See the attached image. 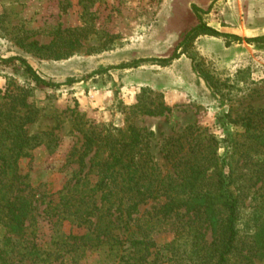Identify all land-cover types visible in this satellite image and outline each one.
Segmentation results:
<instances>
[{
  "label": "rangeland",
  "instance_id": "obj_1",
  "mask_svg": "<svg viewBox=\"0 0 264 264\" xmlns=\"http://www.w3.org/2000/svg\"><path fill=\"white\" fill-rule=\"evenodd\" d=\"M201 24L242 41L198 34L194 30ZM262 36L264 0H0V114L22 124L31 140V156L17 163L19 181L41 195L23 237L24 245L30 241L41 256L27 261L119 264L100 250L80 248L74 253L59 247L63 242L79 244L67 237H79L85 229L66 220L52 226L64 216L51 218L42 211L49 200L59 202L66 184L88 172L89 159L99 146H92L82 164L88 138L116 130L128 136L133 128L142 136L146 163L152 162L164 180L176 179L168 151L184 153L210 145L224 156L223 140L231 135L239 146L228 163L238 174L232 189L240 197L243 252L229 264H264L243 258L264 209L262 180L251 173L264 149L250 138L252 131L246 134L241 127L248 118L264 121V40L244 41ZM174 55L178 58L167 65L150 62ZM9 58L24 59L56 87L36 86L18 62H1ZM138 60L146 62L135 66ZM202 72L219 92L204 81ZM158 105L168 111L151 116L138 110ZM225 114L229 118L218 122ZM88 179L95 181V174ZM160 206L147 201L131 222V232L139 230L154 243L150 252L164 255L148 256L145 264H190L182 249L173 261H168L172 251L164 249L176 237V223L188 217L180 210L177 218H163ZM209 236L207 232V240Z\"/></svg>",
  "mask_w": 264,
  "mask_h": 264
},
{
  "label": "trees",
  "instance_id": "obj_2",
  "mask_svg": "<svg viewBox=\"0 0 264 264\" xmlns=\"http://www.w3.org/2000/svg\"><path fill=\"white\" fill-rule=\"evenodd\" d=\"M194 31L210 37L242 41L237 36L220 34L204 24ZM189 36L187 34L184 41ZM263 40L264 36L244 41L256 43ZM177 58L178 55H174L168 59L150 62L167 65ZM1 62H18L24 74L38 87H56L38 76L22 58H9ZM144 62L146 61L138 60L134 65ZM128 67L130 66L119 68ZM201 75L209 86L219 92L209 75L205 72ZM138 110L141 114L151 116L162 115L163 111H168L161 105L153 110L145 106ZM2 115L0 114V264H31L27 259L39 260L41 252L37 246H29L30 241L25 246L23 237L29 227L28 222L38 210L36 204L41 195H36L28 184L19 181L17 163L19 159L31 156L33 146L23 132V125L14 123L13 117ZM228 118V114L222 115L218 122ZM3 124L6 126L2 130ZM241 127L246 134L252 131L250 138L264 149V121L260 123L248 118L242 120ZM100 136V133L95 134L86 141V151L81 157L82 164L92 151V146L99 145L94 156L89 159L88 172L74 184H66L64 193L63 190L59 192V202L55 204L53 200H49L42 211L44 216L51 218L59 214L64 216L57 218L52 226L60 227L61 222L66 220L77 228L85 229V233L79 237H67L78 240L79 244L63 242L58 244L59 247H68L74 253L80 248L100 250L114 258V261L119 259V264H145L147 257L153 254L155 259L164 257L161 252H150L155 245L144 234H140L139 230L130 231L133 215L138 213L139 207L147 201H157L161 202L160 212L163 218L172 214L177 218L180 210L188 217L185 222L176 223V237L164 246V249L172 251L169 260H165L177 259V252L181 249L190 264H229L232 257L242 255L243 249L239 248L242 241L238 230L240 197L232 189L236 188L233 185L237 183L238 174L228 163V159L235 156L239 146L233 144L231 135L226 134L224 137L223 143H227L223 146L226 151L224 156L218 155L219 147L211 148L210 145L204 148L192 147L184 153L168 151L167 157L175 171V180L170 177L160 179L153 163H146L142 156V136L137 130L130 128L128 136L120 130ZM95 159L97 162L93 164ZM91 173L95 174V181L88 179ZM251 173L260 177V190L263 189L264 192V153L261 158L258 157ZM59 207L62 211H59ZM259 218L261 222L258 230L243 256L248 261L251 257L264 261L263 208ZM207 232L210 235L209 240L206 239ZM180 241L182 242L179 243Z\"/></svg>",
  "mask_w": 264,
  "mask_h": 264
}]
</instances>
